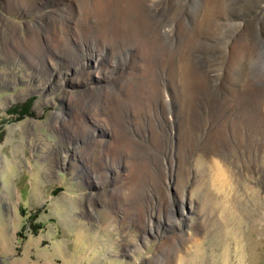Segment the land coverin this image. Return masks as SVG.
<instances>
[{"label": "rangeland", "instance_id": "obj_1", "mask_svg": "<svg viewBox=\"0 0 264 264\" xmlns=\"http://www.w3.org/2000/svg\"><path fill=\"white\" fill-rule=\"evenodd\" d=\"M55 2L38 0L28 15L10 13L8 0H0V264H264V78L258 81L250 66L237 91L228 86L229 75H235L229 67L242 47L257 41L264 49V0H222L227 11L220 5L218 16L225 26L227 18L236 24L223 38L206 34L221 38L218 45L231 41L230 49L213 51L210 41L194 51L200 52L202 66L209 53H228L218 84L199 71L189 99L182 85L175 92L166 70V85L175 92L174 116L169 114L177 119L166 127L168 142L160 127L147 131L152 150L165 146L162 161L147 159L122 138L116 141L122 125L107 105L103 118L112 125L104 129L116 146H104L106 159L100 152L91 154L106 136L94 114L80 119L74 94L79 89L71 81L78 78L75 64L54 57L35 62L33 46L24 44L33 38L31 25L38 17L51 18ZM193 20H187L188 32L177 22V42L184 33V41H191L192 29L198 34ZM82 27L88 36L87 24ZM78 29L74 26L75 35ZM15 31L18 46L10 37ZM102 38L109 65L114 48L108 51ZM50 49L54 55L55 48ZM138 60L133 63L147 62ZM93 71L94 82H101L102 72ZM63 114L65 122L59 123L57 116ZM162 115L169 120L165 111ZM120 153L127 155L118 158ZM203 161L211 178H221L216 184L211 180L203 186Z\"/></svg>", "mask_w": 264, "mask_h": 264}, {"label": "bare ground", "instance_id": "obj_2", "mask_svg": "<svg viewBox=\"0 0 264 264\" xmlns=\"http://www.w3.org/2000/svg\"><path fill=\"white\" fill-rule=\"evenodd\" d=\"M37 1L38 0H8V9L10 13L23 12V14L29 13L28 15H30L31 11L35 10ZM47 1L51 2L52 0ZM54 1H56V4L54 3V8L51 7L50 21L46 16L41 15L38 17V21L33 24L31 23L33 38H26L27 44L26 42L24 44L33 46L35 51V62L39 59L41 63L45 64V62L47 63V61L54 57V60L59 59V61L66 58L68 63L75 64V69H78L76 75L78 78L73 77L71 81L72 84L79 89V92L74 94L77 97L79 96L78 99L81 104L80 119L82 116H84L82 118H85L86 114H94L95 116H93V118L96 121V125L100 123L102 133L106 136L105 140L99 139L96 141L98 149L94 150L90 148L92 149L91 154H94V157H96L97 153L99 154L100 152L99 157L101 159H106L109 157V153L102 152L104 151V146H110L111 144L112 147L116 146L111 139H107L108 132L104 129V126L109 127V124L112 125L108 117L103 118L104 108H106L107 105L111 106L110 108L113 109L112 111L117 113V125L121 123L120 125H122L123 128L119 129V133L115 131L118 134V136L115 137L116 141L122 139L124 140L123 142L128 141L130 144H133L136 150L143 154V156H153L154 159L156 158V160H158L159 158V161H162L167 155L162 152L165 146L160 149L161 151L157 149L152 150L150 139L147 137V131H151V128H153L154 132H156V130H158L157 128L160 127L159 134H161V136L166 135V141L170 140V136L168 135L169 132L167 131L168 134L166 133V127H168V125L172 127L177 119L171 116L173 115L172 104L175 96L174 94L175 92L179 93L177 84L182 85V89L184 88L186 90L185 96L190 99L193 98L195 94V84L199 77V71L206 74V81L218 84L220 80H223L225 60L228 56V53H225V49L222 54L221 52L215 51L216 54L211 52L206 58L204 56V62H207L206 65L203 64L205 67L199 63V56L201 58L200 52L197 51L199 55H195L194 52L196 49L199 50L201 45H207L210 41L213 51L224 46L226 51L230 49L232 45L231 41L226 44L218 45L221 38L217 40L212 39V37L216 35L213 36L214 33H218L219 36L223 38L227 29L231 25L236 24V22L227 18L228 23L227 26H225L226 24L221 20L222 17L220 18L218 16V12L221 11L220 5L224 7L222 0H209L204 3L202 1L198 2V0H53V2ZM15 3H17V5L13 9ZM198 5L202 6V14L197 16L199 13L198 10L195 9ZM228 6L232 7L231 4ZM78 7L82 8L80 13L79 9L77 10ZM224 10L227 11V8L224 7ZM189 19L197 21V29H199L197 32L198 34H195V30L192 29L191 31L194 32L193 35H191V41L190 39L184 41L186 35V33H184L183 36L181 35L180 37V42L179 40L177 42L176 37H174L175 25L177 26V22H182L185 31L188 32V30L191 29L189 26V29L187 28V20ZM1 21L3 20L0 17V23ZM83 24H87L88 26V36H85L81 30ZM50 26H53L51 30ZM74 26H79L76 35L73 33ZM239 26L242 30L240 23H238V30ZM208 31L211 32V38L206 34ZM255 32L257 35L258 32L256 30ZM16 33V31L11 32L10 37L11 40L16 39V45L18 46L19 39L16 37ZM93 35H95V38L92 37ZM196 35L197 37L195 39ZM103 36L105 38L104 42L110 47L108 51L114 48L113 51H111L110 57L112 63L109 65L108 58L105 57L107 53H105L104 48H102L103 46H100L101 40H98L99 38L103 39ZM203 36H206V38ZM201 37L204 38V42L202 43V40L199 39ZM261 45V43L256 41L254 44L252 42L244 46V48L242 47L240 57L235 59L234 64H231L232 68L231 66L229 67V71L231 69V71L235 72V75H231L232 73L229 75L230 81L228 86L231 90L237 91L238 89L235 87L239 85L240 80L245 76L248 78V74L243 76V72L247 71V68L250 66L253 67L258 81L261 80L260 78H264V49ZM52 46L55 48L54 55L50 49ZM181 48H184L183 51ZM20 50L21 52L25 51L23 46ZM132 50H136L137 53L133 54ZM138 52H140L142 57L138 55ZM123 54L126 55L123 57V60L118 59V57L123 56ZM132 55L133 57H131ZM138 59H146L147 62L144 63V65H142V63L139 65L138 62L133 63L134 60L137 61ZM223 59L224 62H222ZM129 63L133 66L132 69L130 68L127 70L128 68L125 69L124 66ZM89 64L90 67L93 66L96 70L102 72L101 76L103 79L101 82H94L95 76L93 67L92 70H89ZM104 64L110 67L109 74H106L105 71L107 66L104 67ZM139 68H143L144 72L141 73ZM159 68H162L161 73L158 71ZM166 70H168V76L172 81L173 87L176 89L175 92L173 90L171 93V87L168 88L166 85ZM110 76L112 78H110ZM86 83H89V87L83 90L82 88L86 87ZM93 83H95V86L92 87L91 85ZM130 83L132 84L131 86ZM126 88H128V90ZM81 89L83 91H80ZM214 93L215 91H211V95ZM214 97H216V100L218 95H214ZM164 111L170 123L168 119L165 120L162 117ZM59 116L61 115L57 116L59 119L58 122H63L65 120L63 119L64 114L61 117ZM131 117L133 118L131 119ZM83 126L87 125L83 124L82 127ZM134 130L136 132H133ZM105 136L101 137L103 138ZM121 154L122 153H120L119 156L117 155V157L122 158L123 155H127L126 153ZM203 164L204 161L199 165L203 181L206 180L202 183L203 186L210 184L211 180L216 184V181H219L221 178H211L210 170H207ZM220 175L224 178L222 172ZM202 192H205L203 187Z\"/></svg>", "mask_w": 264, "mask_h": 264}]
</instances>
